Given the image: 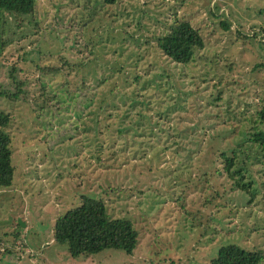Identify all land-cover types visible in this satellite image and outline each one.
I'll return each instance as SVG.
<instances>
[{
  "label": "rangeland",
  "instance_id": "374dc122",
  "mask_svg": "<svg viewBox=\"0 0 264 264\" xmlns=\"http://www.w3.org/2000/svg\"><path fill=\"white\" fill-rule=\"evenodd\" d=\"M263 6L36 0L0 16V89L22 81L0 95L14 166L0 187V264H207L222 244L264 249ZM177 19L204 40L186 63L157 46ZM83 195L131 220V253L74 257L54 240Z\"/></svg>",
  "mask_w": 264,
  "mask_h": 264
},
{
  "label": "trees",
  "instance_id": "16d2710c",
  "mask_svg": "<svg viewBox=\"0 0 264 264\" xmlns=\"http://www.w3.org/2000/svg\"><path fill=\"white\" fill-rule=\"evenodd\" d=\"M36 0H0V16L9 14H29L35 9ZM114 3L116 0H104ZM264 6L262 8L263 11ZM228 26L226 21L223 22ZM2 42V41H1ZM3 43V42H2ZM0 43V44H2ZM203 37L199 29L187 19H177L170 31L157 39V46L169 58L186 63L194 54V49L202 47ZM14 70V64L11 72ZM22 81L16 82V89H0V95L16 97L22 91ZM259 121L264 123V105L257 110ZM10 121V114L0 109V187L11 184L14 166L11 160V137L5 126ZM253 140L264 146V126L253 135ZM220 152L229 175L234 165V153ZM236 171V170H235ZM53 237L57 242H65L72 256L95 253L106 247H118L131 253L137 242V231L127 217H112L107 211L105 201L101 198L83 195L81 203L69 207L55 219ZM264 249L245 248L230 242L218 247L216 254L207 264H262Z\"/></svg>",
  "mask_w": 264,
  "mask_h": 264
}]
</instances>
